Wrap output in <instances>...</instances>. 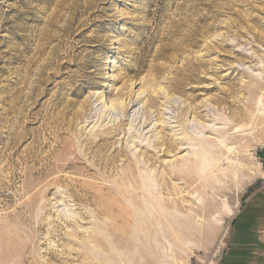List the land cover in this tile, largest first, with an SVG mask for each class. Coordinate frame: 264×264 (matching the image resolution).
<instances>
[{
    "label": "rangeland",
    "instance_id": "rangeland-1",
    "mask_svg": "<svg viewBox=\"0 0 264 264\" xmlns=\"http://www.w3.org/2000/svg\"><path fill=\"white\" fill-rule=\"evenodd\" d=\"M262 149L264 0H0V264H125L139 178L162 264H233Z\"/></svg>",
    "mask_w": 264,
    "mask_h": 264
},
{
    "label": "bare ground",
    "instance_id": "bare-ground-1",
    "mask_svg": "<svg viewBox=\"0 0 264 264\" xmlns=\"http://www.w3.org/2000/svg\"><path fill=\"white\" fill-rule=\"evenodd\" d=\"M259 85H261V84H259ZM249 88H251L253 90V92L257 95L258 91L260 92L261 86L254 85V86H250ZM262 96H263V94H262ZM129 104H131L130 110L133 109V107H135L133 99H131L129 103H126L123 101L116 102L113 105V107L114 106H120L125 113V112L130 111L129 110ZM259 104H261V103H259ZM254 119H256V118L254 117ZM255 121L253 120L252 115H250L246 112H243V116L238 120V124L241 123L244 125L246 124V126L247 125L250 126V124L252 125V123ZM242 128L244 129L243 126H242ZM101 135H100V137H102ZM188 140H190V139L188 138ZM108 142H109V140H108ZM157 147L159 148V145ZM162 147H165L164 148V152H165L166 150L167 151H173L174 147H176V146H173L171 141L169 143H167V142L165 143V141H164L162 143ZM68 148H69V146H68ZM160 148H161V146H160ZM177 148H178V146H177ZM85 151H86V149H85ZM95 156H97V155H95ZM99 158H102V157H99ZM96 159H97V157H96ZM126 159L128 160L129 158L126 157ZM144 159H146L147 161L149 160V158L147 156H144ZM104 162H105V164L111 163V165H113L112 162H116V157L114 156L112 161L104 159ZM137 165H138L137 163H134V164L129 163L126 165L127 168L129 169V171L125 170L122 173V177H121L122 181L121 182L123 184H125L126 181H131L132 179H134V177H133L135 174L134 171H135V167H137ZM114 168L115 167L113 166V169ZM84 169L86 170V168H84ZM86 172H88V171L86 170ZM252 174L255 175V173H252ZM144 182L145 181L143 179L141 180V178H139V181L136 180V182H135V184H137V185H134V187H133L134 192L133 191L129 192V191H124V190L121 191L120 190V193H118L119 198H121L122 200H127V199L129 200V202L126 206H118V208L115 207L117 209V211L116 210L115 211L118 213V216H116V217L118 219V222H120V225H118V226L121 229H126V233H128V238H127L128 241H127V248H126V254H125V264H162V260H161V257L159 255V241L161 240V232H160L161 230L159 231V229H172L173 224H174V222H171V220L165 215V212L162 208L164 206H168V204L166 202H163L162 200H160L158 198H156L154 201H152V203L151 202L149 203L146 200L145 195H144L145 190H143L145 188ZM141 194H142V198H141ZM150 204H151V206H150ZM109 206H108V208H109ZM108 208H106V209H108ZM111 208L112 207L110 206L109 209H111ZM111 218H112V216H111ZM115 224L117 225L118 223H115ZM116 225H114L111 228L114 229ZM122 232H123V230H122ZM124 233H125V231H124ZM149 233H151L150 236H149Z\"/></svg>",
    "mask_w": 264,
    "mask_h": 264
},
{
    "label": "crops",
    "instance_id": "crops-1",
    "mask_svg": "<svg viewBox=\"0 0 264 264\" xmlns=\"http://www.w3.org/2000/svg\"><path fill=\"white\" fill-rule=\"evenodd\" d=\"M259 232H264V192L249 198L233 223L228 256L233 264H251L247 257L238 256L245 251H250L253 256L264 254V240Z\"/></svg>",
    "mask_w": 264,
    "mask_h": 264
},
{
    "label": "built area",
    "instance_id": "built-area-1",
    "mask_svg": "<svg viewBox=\"0 0 264 264\" xmlns=\"http://www.w3.org/2000/svg\"><path fill=\"white\" fill-rule=\"evenodd\" d=\"M260 152L262 153V157H259L258 160L261 161L260 166L263 167L264 166V149H262Z\"/></svg>",
    "mask_w": 264,
    "mask_h": 264
}]
</instances>
